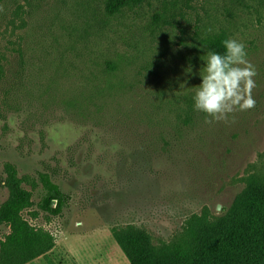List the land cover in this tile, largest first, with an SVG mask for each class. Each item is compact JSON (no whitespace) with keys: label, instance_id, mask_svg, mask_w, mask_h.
Listing matches in <instances>:
<instances>
[{"label":"rangeland","instance_id":"obj_1","mask_svg":"<svg viewBox=\"0 0 264 264\" xmlns=\"http://www.w3.org/2000/svg\"><path fill=\"white\" fill-rule=\"evenodd\" d=\"M220 29L245 45L256 104L209 124L194 96L201 38ZM5 162L71 195L34 217L42 185L23 184L24 216L56 238L35 264H130L112 227L157 243L192 213L223 215L264 162V0H155L115 17L101 0H0V205Z\"/></svg>","mask_w":264,"mask_h":264},{"label":"trees","instance_id":"obj_2","mask_svg":"<svg viewBox=\"0 0 264 264\" xmlns=\"http://www.w3.org/2000/svg\"><path fill=\"white\" fill-rule=\"evenodd\" d=\"M152 1L101 0V4L107 17H115ZM167 17L166 13L155 14L163 21ZM225 39H229L225 29L207 32L201 38L202 50L206 55L210 51L223 54ZM108 63L112 68L107 70L113 71L115 63ZM3 172L8 196L0 205V227L7 226L8 232L0 238V264H25L56 245L51 231L32 224L23 214L34 205L32 189L40 182L43 190L37 210L31 212L34 217L39 211L60 214L69 205L71 195L48 173L29 180L20 176L11 162L4 163ZM25 182L32 189L26 188ZM111 234L130 264H264V162L260 173L249 177L230 209L221 216L208 218L192 213L169 240L157 243L148 230L133 223L112 227Z\"/></svg>","mask_w":264,"mask_h":264},{"label":"clouds","instance_id":"obj_3","mask_svg":"<svg viewBox=\"0 0 264 264\" xmlns=\"http://www.w3.org/2000/svg\"><path fill=\"white\" fill-rule=\"evenodd\" d=\"M223 54L207 53L205 74L194 96V108L206 114L205 122L227 120L236 111L255 107V66L247 59L243 42L225 39ZM210 117L211 119H208Z\"/></svg>","mask_w":264,"mask_h":264},{"label":"crops","instance_id":"obj_4","mask_svg":"<svg viewBox=\"0 0 264 264\" xmlns=\"http://www.w3.org/2000/svg\"><path fill=\"white\" fill-rule=\"evenodd\" d=\"M57 250V246L55 245L53 248H52V250H50L49 252H47L46 254H44V255H41V256H38V257H36V258H34L33 260H31V261H29V262H27V263H25V264H35L36 262H37V259H41V258H43V259H45V257H47V255L48 254H56V253H53L54 251H56ZM70 252H71V254H73V252L70 250ZM73 258H74V260H77V263L76 262H72L71 264H84V263H80V261L78 260V259H76V256H74V254H73V256H72Z\"/></svg>","mask_w":264,"mask_h":264},{"label":"water","instance_id":"obj_5","mask_svg":"<svg viewBox=\"0 0 264 264\" xmlns=\"http://www.w3.org/2000/svg\"><path fill=\"white\" fill-rule=\"evenodd\" d=\"M218 207H219V205H218Z\"/></svg>","mask_w":264,"mask_h":264}]
</instances>
